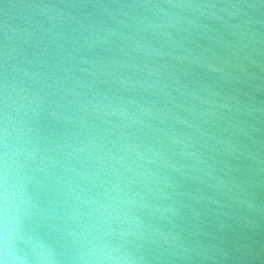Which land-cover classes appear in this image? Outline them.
<instances>
[{"label":"water","instance_id":"water-1","mask_svg":"<svg viewBox=\"0 0 264 264\" xmlns=\"http://www.w3.org/2000/svg\"><path fill=\"white\" fill-rule=\"evenodd\" d=\"M0 264H264V0H0Z\"/></svg>","mask_w":264,"mask_h":264}]
</instances>
